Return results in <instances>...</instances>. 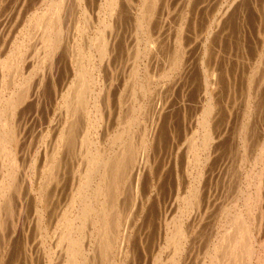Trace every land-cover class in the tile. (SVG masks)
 Listing matches in <instances>:
<instances>
[{"label": "rangeland", "instance_id": "1", "mask_svg": "<svg viewBox=\"0 0 264 264\" xmlns=\"http://www.w3.org/2000/svg\"><path fill=\"white\" fill-rule=\"evenodd\" d=\"M124 1L125 0H116L112 9L110 4L113 0H62V9H64L62 11V18L64 17L62 20L64 23L62 24L63 29L61 31L63 34L60 32V35L63 36L60 37L62 40L60 39L61 43L57 49L60 53H55V50V55L53 54L54 57L52 56L54 59L60 58L53 66H50L49 64H53L52 60L55 62L52 58L44 61L43 64L40 62L43 52L41 51V43L38 40L39 37H37V30L34 29L33 21L36 17L35 14L38 15V13L45 10L51 0H0V104H3V101H6V98H9L10 94L15 91L18 92L20 86H15L16 82L22 86L23 84L25 85V98L23 97L20 102L21 104L19 103L17 105L13 119L16 127L19 125L18 129H20L16 131V138L18 137L16 141L19 140L16 144L18 143L19 146L15 148L18 167L15 171L16 185L14 192H12L15 196L12 195L10 205H13V208L7 207V211L1 212H5L4 215L6 216L3 214L0 215V220L2 219L0 221V258L3 256L4 264L7 262V264H49L48 249H50V251L52 250V253L55 251L54 254L58 255L62 243L59 239L55 238H59L58 233L61 234L60 231H62L60 227L62 221H60L61 216L70 206L68 202L70 199L69 197H71L73 193L75 194V191L77 192L79 185L84 181L86 176V157L82 158L84 157L83 152L89 151L91 153L92 151L93 153V151L102 150L106 155L113 154V152L118 150V145H115L112 140L119 135L120 129H123L122 131L125 130L124 140L128 144H132L133 146L138 145V142H140L139 140H141L140 138L145 136L150 138L152 136L151 144L149 140L146 153V155H148L145 164H143V161V163L140 161V151H137V153L134 152L133 155L130 154V158L127 157L128 165H125L124 168L126 170L128 169L127 173L126 170L122 171L123 175L120 174L121 179H118L119 182L116 181L117 186L115 183V187L109 183V193L110 191L112 192L113 187L117 189L114 190L115 192H112L113 194L110 193L115 200L114 198L112 199L111 196V199L109 198V205L113 210L112 212L111 210L109 211V216H111L112 213L114 214L110 217V219L113 218L110 220V223L112 230L111 237L114 238L112 239L110 237L111 239L109 240H113V243L111 244V248L107 251L106 248L101 245V239L99 238L100 240H98L97 236L90 240V235L88 234V232H90L89 229V231L86 232L88 237L85 234V239L83 238L82 244L87 248V258L89 260L87 262L89 264H112L111 262H113V264H124L119 261V254L121 250L120 239L124 232V223H126V221L127 223L130 222L129 225L131 224L129 226L130 229H128L130 233L127 232L129 235L127 240L128 254L122 257V259L124 258L122 262L126 264H172V259L173 261L176 259L175 262L178 261L176 264H208L211 260L206 254L210 252L209 249L212 246L211 242H216L220 234L223 235L225 233L227 224L230 223L233 217L235 218L238 215H242V218L247 221L249 220L248 222L252 224L253 231H256L257 241L259 238L264 239V153L261 151V145L264 143V0H156L152 11L153 13L151 12L150 14L147 12L148 7H146L147 3L145 4V0H143L144 3L142 0ZM77 3L82 6L77 5ZM163 6L164 9L162 8ZM143 11L144 13H141ZM145 13L148 14V16H146ZM142 15H144L145 18H143L144 16L142 17ZM109 25H111V27H109ZM157 25H159L158 27L160 29ZM79 28L82 31H80ZM151 28L153 31L150 30ZM102 36L107 39L105 56L100 55L97 50L99 49L97 46L99 44V39H97V37L101 40ZM144 46L147 49H145ZM182 46L185 47L183 48ZM36 47L37 49H35ZM72 47H75V50L76 47L78 48L80 52L79 56H77L78 52L74 51ZM203 48L205 49L203 50ZM108 49H110L109 52ZM18 50L20 51L18 67L15 69L2 70V60H6L9 55L18 52ZM79 59L80 65L78 62ZM94 59L96 60L94 61ZM168 59L169 61H167ZM175 60H178L177 66L175 65L177 69L173 66ZM38 61L40 62L39 66L37 65ZM75 62H78L80 68H82L84 64L82 69L88 67L89 69L87 68V70H91L92 73L94 72L93 76L99 81L93 85L91 84V87H94L92 88V90H94L92 97L98 94L96 98L99 109L97 115L91 105L86 108V110L91 109L89 115L86 113V110L81 113V110H78L79 113L77 112L75 117L71 120L73 121V125L71 126L73 136L65 138L64 144L60 146L59 144L61 141L58 137L61 135V131L63 129L65 131L66 128V116L64 114L66 106L63 105V96L67 88H69V84L76 78L74 75V70L76 69L74 66ZM185 64L188 65V67H185ZM144 69L146 73L149 71L148 73L150 75L147 73L148 75L146 76ZM13 70L15 71L14 74H17V76L13 74ZM10 71L12 73H10ZM150 71L153 72L150 73ZM166 73H168L167 77L165 75ZM133 74L136 75L134 76ZM10 75L13 76V78ZM159 76L161 77L159 78ZM206 77L208 79L207 89H205L203 85L205 81L204 78L206 79ZM6 80H8V83ZM4 81L6 82L4 83ZM103 81L104 84H102ZM131 82L134 83L132 84ZM143 83L145 86H143ZM26 87L28 88L26 89ZM145 87L146 89L144 90L143 88ZM97 88L101 90L98 91L99 93L97 92ZM162 89H168L169 91H163ZM170 89H173L171 93ZM137 90L139 95L137 94ZM205 90H210L208 92L212 94V98H209ZM159 91H162V93ZM163 92H165V94ZM213 92L215 93L213 94ZM143 94L147 95L145 96ZM162 94L163 96L161 97L160 95ZM105 97L108 98V100ZM100 98L104 100L102 101ZM165 98L167 100H165ZM156 101L159 102L157 106H155L157 103ZM106 103L109 105H106ZM127 104H131L129 108ZM153 106L154 109H152ZM132 107L135 108V110ZM137 107L139 109H137ZM145 107L147 109L146 111H151L148 112L149 114L145 111ZM208 110L211 111L210 114H206ZM144 111L146 114H144ZM156 111L159 113L158 115ZM16 112H18V114ZM80 115L82 117H78ZM206 117L208 120H205ZM18 118L22 121L20 120L19 122ZM152 118L154 122H150ZM103 119L105 122H103ZM206 122L208 126L210 125L209 129H211L214 134L212 135L211 141L207 140L205 143L204 133ZM127 123H129V125H127ZM123 124L124 126H122ZM212 125L215 126L213 127ZM52 128L54 129L52 130ZM106 130L107 132L105 133ZM127 134L129 136L128 138ZM92 136L93 138H91ZM111 137L113 139H111ZM130 138H132L133 141ZM96 140L100 141L95 143ZM129 140L136 144L130 143ZM81 141L84 142L82 145V152L78 149ZM65 143H69V145ZM43 144L44 146H42ZM204 145L206 146L205 150L203 147ZM56 147L60 148L57 149ZM156 148L158 149L156 150ZM155 150L156 154L154 153ZM131 152L132 151H130V153ZM52 153L55 156H53L51 160ZM262 153L263 156L261 159ZM136 154H138V156ZM151 154L152 157H150ZM193 155L195 156V161L193 160ZM259 155L260 159L258 157ZM136 156L139 159H137ZM59 157H61V159ZM131 158L132 161H130ZM56 159H58V161ZM80 159H83L84 162ZM48 161H51L52 164L55 162V165H53V167L51 166L53 169L50 168L44 171L43 168L46 169V163ZM150 161L153 162L151 163ZM157 163H159V165ZM58 164H60V166ZM54 166L58 167L54 168ZM85 166L86 169L84 168ZM143 166L145 170L147 167L150 170L147 169L146 172L143 170L144 175L142 173V177L140 178V183L141 181H143V183H141L142 185L137 183L138 186L135 187L137 168H144ZM153 167L157 168H155L156 172H154ZM3 171L5 172L4 169ZM41 172L43 174H41ZM2 173L3 172L0 170L1 175H3ZM130 173L134 175L131 176L132 179L130 178ZM157 173L158 175H156ZM79 174L81 179H77L80 177ZM82 175H84V178ZM133 181L134 184H132ZM199 182L200 184H198ZM42 183L44 186L43 190H41L43 187ZM44 183L45 185L48 183V187L45 186ZM123 183H125V185ZM130 183L134 186L132 187ZM126 184H129L130 187ZM144 185L148 188L145 189ZM121 187L125 188V190ZM135 188H137V190H135ZM196 189L198 191L197 199L196 197L193 198L194 194L197 192L194 191ZM255 189H258L257 195L254 194ZM127 191L129 192L125 193ZM40 192L42 196H44L42 200L39 198L41 203L38 200ZM119 192L122 194H119ZM140 192H144L143 195ZM191 192L194 193L191 194ZM122 195H124V197ZM130 195L131 197H129ZM136 196L138 200L140 197L141 198L134 203ZM245 197L248 202H245ZM34 198L37 199L35 200ZM122 199L123 201L121 202ZM119 200L120 202H118ZM242 200L243 202H241ZM191 201L193 203H191ZM19 202H21V204ZM229 202L230 204L231 202H235L236 204L233 203L234 205L231 204V206L228 204ZM67 203H69V206H67ZM251 203L254 208L251 206ZM134 205L136 207H134ZM241 205H246L247 207L245 206V208ZM112 206L117 208H113ZM233 206L234 209L232 208ZM248 206H251L253 211L251 207L249 208ZM41 208H44V212ZM222 209H224L225 212ZM229 209L232 210L230 211ZM128 210L132 211L128 212ZM37 211L42 212L44 216L40 224H37V215H39ZM121 211L122 214L125 215H122ZM237 211H241L240 213L242 214ZM15 215L17 217H15ZM130 215H133V217L131 218ZM257 216H260V218H257ZM256 224L258 226H256ZM177 225H182L188 232V239L184 249L182 248L183 250H181L180 248L178 250L180 254H178V252H173L174 249L171 245L167 248L166 240L170 233L172 234L173 228L175 231ZM218 230L219 233H217ZM258 231L259 233H257ZM29 235L30 237H28ZM130 239L132 241H130ZM99 241L100 244H98ZM92 243L94 245H92ZM85 245L89 247V250ZM132 246H134V248H132ZM58 247L59 249H57ZM95 247H97V249H95ZM256 248L258 250H263V247L260 248L258 243L255 245V249ZM128 249L131 251L130 253ZM258 250L257 253L260 252ZM46 252L48 253L46 254ZM134 252L135 254H133ZM107 256L108 258H106ZM127 259H129V261ZM254 260V264H257L255 258Z\"/></svg>", "mask_w": 264, "mask_h": 264}, {"label": "bare ground", "instance_id": "2", "mask_svg": "<svg viewBox=\"0 0 264 264\" xmlns=\"http://www.w3.org/2000/svg\"><path fill=\"white\" fill-rule=\"evenodd\" d=\"M41 1V0H40ZM75 1V0H74ZM80 1V0H79ZM85 1V0H84ZM115 1L116 0H113V2H111V6H112V9H113V6L115 5ZM122 1V0H121ZM125 1H127V0H125ZM124 1V2H125ZM131 1V0H130ZM143 1V0H142ZM244 1V0H243ZM66 2V1H65ZM155 2H156V0H145V4L147 3V6L146 7H148V9H147V12H148V14H150L152 11H153V7H154V5H155ZM164 2V1H163ZM68 3V2H67ZM79 3V2H78ZM77 3V5H81V4H78ZM89 3V2H88ZM117 3H119V2H117ZM128 3V2H127ZM143 3H144V1H143ZM123 4H126V3H123ZM142 4V3H141ZM64 5V4H63ZM76 5V4H75ZM156 5H158V4H156ZM36 6V5H35ZM71 6V5H70ZM82 6V5H81ZM109 6V5H108ZM124 6V5H123ZM125 6H127V5H125ZM163 9H164V6L162 7ZM67 9V8H66ZM86 9V8H85ZM111 9V10H112ZM202 9V8H201ZM64 9H62V0H51V2H50V4H48L47 5V7H46V9L45 10H43V11H41V13H38V15L37 14H35L36 15V17H35V15H34V21H33V24H34V29L35 30H37L36 32H37V37H39V41H40V43H41V51L43 52L42 54H43V56H42V58H40V62L43 64V62L44 61H46V60H48L49 58H52V56H53V54H54V52H55V50H56V52L55 53H57L58 51H57V49L59 48V44L61 43L60 42V37L61 36H63V35H60V32L62 31V29H63V18H62V11H63ZM83 10V9H82ZM130 11V10H129ZM135 11H136V9H135ZM139 11V10H138ZM140 11H141V9H140ZM16 12V11H15ZM131 12V11H130ZM119 13H121V12H119ZM123 13V12H122ZM139 13V12H138ZM137 13V14H138ZM141 13H144V11L143 12H141ZM153 13V12H152ZM132 14V13H131ZM131 14H129V15H131ZM135 14V13H134ZM146 14V13H145ZM148 14H146V16H148ZM232 14V13H231ZM230 14V15H231ZM6 15V14H5ZM141 15V14H140ZM155 15V14H154ZM132 16V15H131ZM144 15H142V17H143ZM11 17V16H10ZM25 17V16H24ZM80 17V16H79ZM89 17V16H88ZM133 17V16H132ZM226 17H228V16H226ZM143 18H145V16L143 17ZM152 18H153V15H152ZM224 18V17H223ZM66 19V18H65ZM132 19V18H131ZM229 19V18H228ZM116 20V19H115ZM152 20V19H151ZM141 21H142V19H141ZM3 22V21H2ZM122 22V21H121ZM143 22H144V20H143ZM146 22V21H145ZM151 22V21H150ZM161 22V21H160ZM28 23V22H27ZM85 23V22H84ZM142 23V22H141ZM220 23V22H219ZM32 24V23H31ZM112 24V23H111ZM149 24V23H148ZM157 24V23H156ZM159 24V23H158ZM76 25V24H75ZM152 25V24H151ZM153 25H155V24H153ZM28 26V25H27ZM81 26V25H80ZM84 26V25H83ZM142 26V25H141ZM159 25H157V27H158ZM109 27H111V25H109ZM144 27V26H143ZM152 27V26H151ZM27 28V27H26ZM77 28H78V26H77ZM156 28V27H155ZM159 28V27H158ZM80 29V28H79ZM140 29V28H139ZM157 29V28H156ZM160 29V28H159ZM111 30V29H110ZM138 30V29H137ZM149 30V29H148ZM150 30H152V28L150 29ZM183 30V29H182ZM23 31V30H22ZM80 31H82L81 29H80ZM80 31H77L78 33L80 32ZM84 31V30H83ZM100 31V30H99ZM147 31V30H146ZM153 31V30H152ZM160 31V30H159ZM9 32V31H8ZM70 32V31H69ZM108 32V31H107ZM155 32V31H154ZM158 32V31H157ZM33 33H35V32H33ZM81 33V32H80ZM83 33V32H82ZM150 33V32H149ZM164 33V32H163ZM179 33V32H178ZM32 34V33H31ZM61 34H63L62 32H61ZM101 34H103V33H101ZM152 35V34H151ZM156 35V34H155ZM168 35V34H167ZM101 36V35H100ZM140 36V35H139ZM154 36V35H153ZM28 37V36H27ZM30 37V36H29ZM36 37V36H35ZM36 37V38H37ZM155 37V36H154ZM183 37V36H182ZM21 38V37H20ZM25 38V37H24ZM31 38V37H30ZM90 38V37H89ZM102 39L100 40V38H98L97 37V39H99V44L97 45L98 46V48L99 49H97L99 52L98 53H100V55H104L105 53H106V46H107V43H106V40L107 39H105L106 37H104V36H102L101 37ZM156 38V37H155ZM5 39V38H4ZM19 39V38H18ZM23 39V38H22ZM92 39H93V36H92ZM157 39V38H156ZM15 40V39H14ZM62 40V39H61ZM108 40H110V39H108ZM135 40H136V38H135ZM37 41V40H36ZM90 41H91V39H90ZM155 41V40H154ZM5 42V41H4ZM14 42V41H13ZM67 42V41H66ZM78 42V41H77ZM109 42V41H108ZM136 42V41H135ZM156 42V41H155ZM14 43H16V42H14ZM178 43V42H177ZM192 43V42H191ZM75 44V43H74ZM77 44V43H76ZM106 44V45H105ZM135 44V43H134ZM139 44V43H138ZM146 44V43H145ZM13 45V44H12ZM63 45V44H62ZM89 45H90V43H89ZM93 45V44H92ZM154 45H155V43H154ZM157 45V44H156ZM191 45V44H190ZM17 46V45H16ZM39 46V45H38ZM94 46V45H93ZM146 46V45H145ZM144 46V47H145ZM199 46V45H198ZM89 47V46H88ZM138 47V46H137ZM156 47V46H155ZM183 47V46H182ZM185 47V46H184ZM183 47V48H184ZM39 48V47H38ZM73 48V47H72ZM75 48V47H74ZM73 48V49H74ZM78 48H79V46H78ZM78 48L76 47V50L74 49V51H76V52H78V54H77V56H79L80 55V52H79V50H78ZM180 48V47H179ZM35 49H37V47L35 48ZM82 49H83V47H82ZM86 49H87V47H86ZM94 49H95V47H94ZM145 49H147L146 47H145ZM148 49H149V47H148ZM153 49V48H152ZM157 49V48H156ZM205 48H203V50H204ZM211 49V48H210ZM21 50V49H20ZM31 50V49H30ZM39 50V49H38ZM38 50H36V51H38ZM70 50V49H69ZM109 50L110 49H108V52H109ZM135 50H137V49H135ZM134 50V51H135ZM182 50V49H181ZM184 50V49H183ZM14 51V50H13ZM64 51V50H63ZM96 51V50H95ZM94 51V52H95ZM131 51V50H130ZM175 51V50H174ZM143 52H144V48H143ZM154 52V51H153ZM9 53V52H8ZM12 53V52H11ZM20 51L18 50V52H16V53H12L11 55H9V57H7L6 58V60L4 61V60H2L3 62H1V68H2V70H8V69H15L16 67H18V63H19V61H20ZM60 53V51L58 52V54ZM97 53V52H96ZM98 53H97V55H98ZM138 53H141V52H138ZM152 53V52H151ZM186 53V52H185ZM66 54V53H65ZM72 54H73V52H72ZM108 54V53H107ZM36 55V54H35ZM55 55V54H54ZM155 55V54H154ZM105 56V55H104ZM54 57V56H53ZM58 57V56H57ZM57 57H55V58H57ZM73 57H74V55H73ZM84 57V56H83ZM82 57V58H83ZM91 57V56H90ZM93 57V56H92ZM100 57V56H99ZM98 57V58H99ZM112 57V56H111ZM147 57V56H146ZM152 57V56H151ZM180 57V56H179ZM178 57V58H179ZM60 58V57H59ZM59 58L58 59H54V58H52V59H54L55 60V62L52 60V62H53V64L51 63V64H49L50 66H53L56 62H58V60H59ZM75 58V57H74ZM94 58V57H93ZM145 58V57H144ZM172 58V57H171ZM190 58V57H189ZM36 60V59H35ZM76 60V59H75ZM83 60V59H82ZM96 59H94V61H95ZM103 60V59H102ZM106 60H107V58H106ZM61 61V60H60ZM150 61V60H149ZM167 61H169V59L167 60ZM181 61V60H180ZM39 61H38V63H37V65L39 66L40 63ZM71 62H72V58H71ZM78 62H79V65H80V59L78 60ZM78 62H75L74 63V66L76 67V69L74 70L75 72H74V75H75V80H73V82L71 83V84H69V88H67V91H66V93L64 94V96H63V105H65L66 107V111H65V116H66V118H65V126H66V128H65V131H64V129L61 131V135H59V137H58V139H60V141H61V143L59 144L60 146H62L64 143V139L65 138H70V137H72L73 136V133H72V128H71V126L73 125V121H71L72 120V118H74L75 117V114L78 112V110H81L80 111V113L81 112H85V110H86V108H88L90 105H91V107L92 108H94V110L96 111V115H97V112H98V104H97V98H96V96L98 95H94V97H92V94H94V90H92V88H94V87H91V84L93 85L94 83H98L99 81H97V79H95V77L93 76V73L91 72V70H87V68L86 69H82L83 68V66H84V64H83V66H82V68H80L79 66H78ZM85 62V61H84ZM91 62V61H90ZM106 62V61H105ZM134 62H135V60H134ZM177 62H178V60H175L174 61V67H175V65L177 64ZM29 63V62H28ZM36 63V62H35ZM49 63V62H48ZM89 63V62H88ZM96 63V62H95ZM98 63V62H97ZM202 63V62H201ZM259 63H261V62H259ZM42 64H41V66H42ZM133 64V63H132ZM145 64V63H144ZM187 64V63H186ZM184 65L185 67H188V65ZM77 66H78V68H77ZM102 66V65H101ZM155 66V65H154ZM173 66H172V68H173ZM177 66V65H176ZM34 67V66H33ZM45 67V66H44ZM91 67V66H90ZM133 67V66H132ZM135 67V66H134ZM145 67H147V66H145ZM50 68V67H49ZM48 68V69H49ZM94 68V67H93ZM144 68V67H143ZM150 68V67H149ZM176 68V67H175ZM174 68V69H175ZM18 69V68H17ZM16 69V70H17ZM27 69V68H26ZM89 69V68H88ZM155 69V68H154ZM177 69V68H176ZM181 69V68H180ZM259 69V68H258ZM95 70V69H94ZM96 70H98V69H96ZM133 70V69H132ZM150 70V69H149ZM173 70V69H172ZM204 70V69H203ZM12 71V70H11ZM10 71V73H12ZM18 71V70H17ZM16 71V72H17ZM129 71H130V69H129ZM165 71V70H164ZM163 71V72H164ZM174 71V70H173ZM191 71V70H190ZM7 72V71H6ZM14 70H13V74H14ZM144 72L146 73V71H145V69H144ZM149 72V71H148ZM147 72V73H148ZM151 72H153V71H150V73ZM169 72V71H168ZM185 72V71H184ZM255 72V71H254ZM9 73V74H10ZM130 73V72H129ZM146 73V76L149 74H147ZM187 73V72H186ZM256 73V72H255ZM8 74V75H9ZM12 74V75H13ZM96 74V73H95ZM154 74V73H153ZM163 74V73H162ZM15 76H17V74H14ZM30 75V74H29ZM132 75V74H131ZM134 75V74H133ZM136 75V74H135ZM134 75V76H135ZM150 75V74H149ZM166 75V77L168 76V73H166L165 74ZM184 75H185V73H184ZM183 75V76H184ZM4 76V75H3ZM3 76H2V78H3ZM7 76V75H6ZM11 76V75H10ZM14 76V77H15ZM31 76V75H30ZM51 76V75H50ZM134 76H132V77H134ZM139 76V75H138ZM145 76V77H146ZM172 76V75H171ZM207 76V75H206ZM212 76V75H211ZM256 76H257V74H256ZM12 78H13V76H11ZM97 77V76H96ZM161 76H159V78H160ZM10 78V77H9ZM25 78V77H24ZM101 78H102V76H101ZM147 78V77H146ZM152 78V77H151ZM211 78V77H210ZM4 79V78H3ZM17 79V78H16ZM19 79V78H18ZM29 79V78H28ZM37 79V78H36ZM100 79V78H99ZM144 79V78H143ZM156 79V78H155ZM163 79H164V77H163ZM14 80V79H13ZM21 80V79H20ZM32 80V79H31ZM42 80V79H41ZM48 80V79H47ZM204 87H205V89H207L206 87L208 86V79H207V77H206V79L204 78ZM3 81V80H2ZM7 81V83H8V80H6ZM6 81H4V83L6 82ZM109 81V80H108ZM129 81V80H128ZM131 81H132V79H131ZM201 81V80H200ZM215 81V80H214ZM21 82H23V81H21ZM26 82V81H25ZM27 82H28V80H27ZM40 82V81H39ZM101 82V81H100ZM145 82H146V80H145ZM13 83V82H12ZM24 83V82H23ZM42 83V82H41ZM55 83V82H54ZM132 84L134 83V82H131ZM151 83V82H150ZM171 83V82H170ZM170 83H169V85H170ZM32 84V83H31ZM35 84V83H34ZM40 84V83H39ZM53 84V83H52ZM100 84V83H99ZM102 84H104V81H103V83ZM144 84V83H143ZM215 84V83H214ZM4 85V84H3ZM12 85V84H11ZM18 85L20 86L19 87V90H18V92H13L12 94H10V96H9V98H6V101H3V104H0V170L3 172L2 174L3 175H1L0 174V215L1 214H3L4 215V213H1L2 211H7L8 209H7V207L8 208H13L12 206H10L11 205V201H12V192H14V188H15V185H16V183H15V171L17 170V167H18V159H17V157H16V153H15V148H16V146H19L18 145V143L16 144V142H18V141H16V139L18 138H16V135H17V130H20V129H18V127H19V125H18V127H16V125H15V121L13 120L14 119V111H15V109H16V107H17V105L21 102V100L23 99V97H24V87H25V85L23 84V86L22 85H20V84H18L17 82L15 83V86H17L18 87ZM46 85V84H45ZM127 85V84H126ZM125 85V86H126ZM168 85V84H167ZM173 85V84H172ZM7 86V85H6ZM101 86V85H100ZM130 86V85H129ZM143 86H145V84L143 85ZM142 86V87H143ZM149 86H150V84H149ZM162 86V85H161ZM164 86V85H163ZM211 86V85H210ZM260 86V85H259ZM22 87V88H21ZM68 87V86H67ZM98 87V86H97ZM146 87H147V85H146ZM146 87L145 88H143L144 90L146 89ZM167 87V86H166ZM16 88V87H15ZM28 87H26V89H27ZM101 88V87H100ZM107 88V87H106ZM124 88V87H123ZM140 88V87H139ZM255 88V87H254ZM259 88V87H258ZM98 89V88H97ZM102 89H103V87H102ZM127 89V88H126ZM137 89V88H136ZM135 89V90H136ZM169 89V88H168ZM168 89H162L163 91L164 90H168ZM104 90V89H103ZM107 90V89H106ZM125 90V89H124ZM133 90V89H132ZM134 90V91H135ZM150 90V89H149ZM158 90H160V89H158ZM157 90V91H158ZM171 90H173V89H170V93H171ZM178 90V89H177ZM259 90V89H258ZM262 90V89H261ZM260 90V91H261ZM37 91V90H36ZM98 91H101L100 89H98L97 90V92ZM142 91V90H141ZM146 91H148V90H146ZM169 91V90H168ZM208 91H210V90H208ZM208 91H206L205 90V93H207L208 95H209V98H212V94L210 93V92H208ZM213 91V90H212ZM257 91V90H256ZM53 92V91H52ZM65 92V91H64ZM130 92V91H129ZM133 92V91H132ZM140 92V91H139ZM144 92V91H143ZM150 92V91H149ZM159 92H161L162 93V91H159ZM159 92H158V94H159ZM166 92V91H165ZM165 92H163L164 94H165ZM35 93V92H34ZM38 93V92H37ZM62 93V92H61ZM99 93V92H98ZM102 93V92H101ZM148 93V92H147ZM160 93V94H161ZM215 92H213V94H214ZM216 93H218V92H216ZM29 94V93H28ZM137 94H138V90H137ZM151 94V93H150ZM169 94V93H168ZM167 94V95H168ZM25 95H27V94H25ZM31 95V94H30ZM29 95V96H30ZM136 95V94H135ZM139 95V94H138ZM143 95H147V94H143ZM157 95V94H156ZM172 95V94H171ZM203 95H204V93H203ZM218 95V94H217ZM103 96V95H102ZM109 96V95H108ZM124 96V95H123ZM128 96H130V95H128ZM155 96V95H154ZM161 97L163 96V94L162 95H160ZM165 96V95H164ZM214 96V95H213ZM216 96V95H215ZM27 97V96H26ZM101 97V96H100ZM125 97V96H124ZM249 97V96H248ZM263 97V96H262ZM2 98V97H1ZM25 98V97H24ZM40 98V97H39ZM48 98V97H47ZM50 98V97H49ZM106 98V97H105ZM126 98V97H125ZM129 98V97H128ZM133 98V97H132ZM135 98V97H134ZM170 98V97H169ZM217 98V97H216ZM8 99V100H7ZM31 99H32V97H31ZM30 99V100H31ZM99 99V98H98ZM101 99V98H100ZM107 100H108V98H106ZM105 99V100H106ZM110 99V98H109ZM130 99V98H129ZM153 99H155V98H153ZM243 99V98H242ZM33 100V99H32ZM102 101L104 100L103 98L101 99ZM135 100V99H134ZM137 100V99H136ZM142 100V99H141ZM156 100V99H155ZM160 100H162V99H160ZM165 100H167L166 98H165ZM170 100H172V99H170ZM211 100V99H210ZM262 100V99H261ZM110 101V100H109ZM131 101V100H130ZM157 101H159V100H157ZM156 101V102H157ZM164 101V100H163ZM260 101V100H259ZM107 102V101H106ZM128 102V101H127ZM136 102V101H135ZM155 102V101H154ZM166 102V101H165ZM164 102V103H165ZM209 102V101H208ZM219 102V101H218ZM217 102V103H218ZM131 103V102H130ZM159 102H157L156 103V105L155 106H157V104H158ZM161 103H163V102H161ZM170 103V102H169ZM216 103V102H215ZM250 103V102H249ZM248 103V104H249ZM257 103H260V102H257ZM21 104V103H20ZM108 103H106V105H107ZM148 104V103H147ZM146 104V105H147ZM167 104V103H166ZM171 104V103H170ZM209 104V103H208ZM219 104V103H218ZM255 104V103H254ZM253 104V105H254ZM23 105V104H22ZM29 105V104H28ZM60 105V104H59ZM109 105V104H108ZM128 105V108H129V106L131 105V104H127ZM141 105V104H140ZM160 105V104H159ZM169 105V104H168ZM214 105H217V104H214ZM220 105V104H219ZM43 106V105H42ZM99 106H100V104H99ZM149 106V105H148ZM209 106V105H208ZM211 106V105H210ZM60 107H61V105H60ZM102 107V106H101ZM139 107V106H138ZM137 107V109H139ZM151 107V106H150ZM170 107V106H169ZM25 108V107H24ZM133 108V107H132ZM143 108V107H142ZM141 108V109H142ZM209 108H211V107H209ZM111 109V108H110ZM124 109V108H123ZM134 110H135V108H133ZM151 109V108H150ZM152 109H154V106H153V108ZM247 109V108H246ZM41 110V109H40ZM89 110V109H88ZM88 110H86V113L89 115V112H90V110L88 111ZM147 109H146V107H145V111H146ZM155 110H158V109H155ZM160 110V109H159ZM165 110V109H164ZM163 110V111H164ZM127 111V110H126ZM125 111V112H126ZM144 111V112H145ZM259 111V110H258ZM19 112V111H18ZM18 112H16L17 114H18ZM94 112V111H93ZM92 112V113H93ZM105 112V111H104ZM131 112V111H130ZM147 113L148 112H151L150 110L149 111H146ZM146 112L144 113V114H146ZM159 112V111H158ZM210 110H208V111H206V114L207 113H209L210 114ZM252 112V111H251ZM20 113H21V111H20ZM79 113V112H78ZM91 113V112H90ZM138 113V112H137ZM187 113V112H186ZM202 113V112H201ZM16 114V115H17ZM37 114V113H36ZM105 114V113H104ZM118 114V113H117ZM126 114V113H125ZM139 114V113H138ZM149 114V113H148ZM156 114L158 115L159 113H157V111H156ZM84 115H86V114H84ZM93 115H94V113H93ZM123 115V114H122ZM131 115V114H130ZM151 115V114H150ZM213 115V114H212ZM250 115V114H249ZM92 116V115H91ZM148 116V115H147ZM78 117H82L81 115L80 116H78ZM87 117V116H86ZM90 117V116H89ZM117 117V116H116ZM150 117H152V116H150ZM251 117V116H250ZM17 118V117H16ZM77 118V117H76ZM76 118H75V120H76ZM88 118V117H87ZM95 118V117H94ZM105 118H106V116H105ZM201 118V117H200ZM218 118V117H217ZM19 119V118H18ZM18 119H16V120H18ZM150 119V118H149ZM148 119V120H149ZM158 119V118H157ZM245 119V118H244ZM20 120L21 119H19L18 121L20 122ZM79 120V119H78ZM104 120V119H103ZM102 120V121H103ZM126 120V119H125ZM132 120V119H131ZM137 120V119H136ZM205 120H208V118L206 117V119ZM246 120V119H245ZM22 121V120H21ZM90 121V120H89ZM99 121V120H98ZM98 121H97V123H98ZM102 121H100V122H102ZM115 121V120H114ZM122 121V120H121ZM129 121H130V119H129ZM135 121V120H134ZM151 121H153L154 122V120H153V118H152V120H150V122ZM221 121V120H220ZM19 122H17V123H19ZM75 122V121H74ZM103 122H105V120L103 121ZM125 122V121H124ZM42 123V122H41ZM92 123V122H91ZM129 123H131V122H129ZM129 123H127V125H129ZM136 123V122H135ZM159 123V122H158ZM161 123V122H160ZM210 123V122H209ZM264 123V122H263ZM85 124V123H84ZM100 124V123H99ZM101 124H103V123H101ZM148 124H150V123H148ZM147 124V125H148ZM155 124V123H154ZM199 124H202V123H199ZM215 124H216V122H215ZM224 124V123H223ZM24 125V124H23ZM34 125V124H33ZM90 125H93V124H90ZM95 125V124H94ZM98 125V124H97ZM131 125V124H130ZM136 125V124H135ZM146 125V126H147ZM202 125H204V124H202ZM205 133H204V136H205V138H204V142L205 141H211V138H212V135L214 134V133H212V131H211V129H209V126H208V123L206 122L205 123ZM122 126H124V124L122 125ZM137 126V125H136ZM155 126V125H154ZM159 126V125H158ZM213 126V125H212ZM215 126V125H214ZM213 126V127H214ZM245 126V125H244ZM250 126V125H249ZM20 127H21V124H20ZM49 127V126H48ZM74 127V126H73ZM82 127V126H81ZM85 127V126H84ZM88 127V126H87ZM102 127V126H101ZM131 127V126H130ZM133 127V126H132ZM212 127V128H213ZM25 128V127H24ZM34 128V127H33ZM77 128V127H76ZM75 128V129H76ZM86 128V127H85ZM103 128V127H102ZM123 128V127H122ZM126 128V127H125ZM127 128H128V126H127ZM138 128V127H137ZM154 128V127H153ZM153 128H151V129H153ZM54 128H52V130H53ZM247 129V128H246ZM249 129V128H248ZM37 130H39V129H37ZM41 130V129H40ZM79 130V129H78ZM77 130V131H78ZM87 130V129H86ZM123 130V129H122ZM121 129H120V133H118L119 135H117L115 138H114V140H112V142L115 144V145H118V150H116L115 152H113V154H105L104 152H102V150H99V151H93V153H92V151H91V153L89 152V151H84L83 153H84V157H82V158H85L86 157V166H87V171H86V176H85V179H84V181H82V183L79 185V187H78V189H77V192L75 191V194L73 193V195H71V197H72V200H71V197H69L70 199H69V203H70V206H69V203H67L68 205L67 206H69V208L67 209V211L65 212H63V215L61 216V219H60V221H61V223H60V227L62 228V231H60L61 232V234H59L58 232V236H59V238H55V239H59V241L62 243V245H60V251L58 252V255H55L54 254V252L52 253V250L50 251V249H48V247H47V249H48V252H49V264H89L87 261H89L88 260V258H87V248H85L82 244H83V238L85 239V234H86V232H88L89 231V229H90V232H88V234L90 235V240L93 238V237H95L96 238V236L98 237V240H100L101 239V245H103V247L104 248H106V250L108 251L110 248H111V244L113 243L112 241H110L109 239H113L114 237H111V219H113V218H111L110 219V217L111 216H113L114 214L112 213V215L111 216H109V214H110V210H111V212L113 211L112 210V208H111V206L109 205V198H110V196H111V194L110 193H112V192H115L114 190H117V189H114V187H115V185H114V183L116 184V181L117 182H119V180L121 179L120 178V174H122L123 175V172L122 171H124V170H126V169H124L125 168V165H128V161H127V157H129V155L131 154V155H133L134 154V152H136L137 153V151L139 152V154L141 153V157H139V158H141V162L143 163V164H145L146 163V161H147V155H146V153H147V147H148V142H149V140H150V144H151V137L149 138L148 136L146 137H142V138H140L141 140H139L140 142H138V145H132V144H128L125 140H124V134H125V130L124 131H122ZM155 130H156V128H155ZM34 131V130H33ZM74 131V130H73ZM92 131V130H91ZM130 131V130H129ZM135 131V130H134ZM137 131V130H136ZM144 131V130H143ZM142 131V132H143ZM200 131V130H199ZM247 131V130H246ZM87 132V131H86ZM107 132V130L105 131V133ZM115 132H118V131H115ZM127 132H128V130H127ZM227 132V131H226ZM251 132V131H250ZM19 133V132H18ZM93 133V132H92ZM200 133V132H199ZM238 133V132H237ZM79 134V133H78ZM77 134V135H78ZM84 134H86V133H84ZM96 134V133H95ZM114 134V133H113ZM129 134V133H128ZM128 134H127V138L129 137L128 136ZM131 134V133H130ZM137 134H138V132H137ZM150 134V133H149ZM197 134V133H196ZM201 134V133H200ZM244 134V133H243ZM19 135V134H18ZM82 135V134H81ZM104 135V134H103ZM102 135V136H103ZM131 135H133V134H131ZM130 135V136H131ZM141 135H142V133H141ZM148 135V134H147ZM153 135V134H152ZM156 135V134H155ZM180 135V134H179ZM237 135V134H236ZM36 136V135H35ZM38 136V135H37ZM98 136V135H97ZM101 136V137H102ZM111 136H113V135H111ZM136 136V135H135ZM135 136H134V138H135ZM144 136V135H143ZM193 136V135H192ZM44 137V136H43ZM95 137H96V135H95ZM91 138H93V136L91 137ZM100 138V137H99ZM98 138V139H99ZM107 138V137H106ZM137 138H138V136H137ZM196 138V137H195ZM223 138V137H222ZM34 139V138H33ZM47 139V138H46ZM96 139V138H95ZM111 139H113L112 137H111ZM131 140H132V138H130ZM255 139V138H254ZM54 140V139H53ZM110 140V139H109ZM135 140V139H134ZM154 140V139H153ZM39 141V140H38ZM59 141V142H60ZM100 141V140H99ZM98 140H96V142L95 143H98L99 142ZM130 141V140H129ZM133 141V140H132ZM135 141H137V140H135ZM194 141V140H193ZM220 141V140H219ZM53 142V141H52ZM67 142V141H66ZM111 142V143H112ZM215 142H217V141H215ZM72 143V142H71ZM92 143H93V141H92ZM92 143H91V145H92ZM103 143V142H102ZM101 143V144H102ZM105 143V142H104ZM130 143H133V142H131L130 141ZM135 143V142H134ZM133 143V144H134ZM153 143V142H152ZM190 143V142H189ZM196 143V142H195ZM199 143V142H198ZM206 143V142H205ZM210 143V142H209ZM58 144V143H57ZM66 144V143H65ZM68 145H69V143H67ZM66 144V145H67ZM84 144V142H82L81 141V143H80V147L78 148L81 152H82V145ZM113 144V145H114ZM136 144V143H135ZM159 144V143H158ZM197 144V143H196ZM201 144V143H200ZM212 144V143H211ZM65 145V146H66ZM105 145V144H104ZM107 145V144H106ZM114 145V146H115ZM215 145V144H214ZM261 145V144H260ZM42 146H44V144L42 145ZM90 146V145H89ZM111 146H112V144H111ZM151 146V145H150ZM196 146V145H195ZM208 146V145H207ZM262 147V152L264 153V143L261 145ZM48 147V146H47ZM64 147V146H63ZM95 147V146H94ZM98 147V146H97ZM101 147V146H100ZM188 147V146H187ZM190 147V146H189ZM192 147V146H191ZM200 147V146H199ZM204 147V150H205V145L203 146ZM55 148V147H54ZM57 149H59L60 147H56ZM151 148V147H150ZM202 148V147H201ZM244 148V147H243ZM61 149H62V147H61ZM92 149V148H91ZM105 149V148H104ZM110 149V148H109ZM158 148H156V150H157ZM191 149V148H190ZM203 149V148H202ZM201 149V150H202ZM87 150H88V147H87ZM108 150V149H107ZM107 150H106V152H107ZM112 150V149H111ZM156 150L154 151V153L156 152ZM189 150V149H188ZM207 150V149H206ZM17 151V150H16ZM46 151V150H45ZM61 151V150H60ZM60 151H59V153H60ZM80 151H79V154H80ZM104 151V150H103ZM130 151H132L131 153H130ZM193 151V150H192ZM53 152H55V151H53ZM148 152H149V150H148ZM191 152V151H190ZM195 152H196V150H195ZM199 152H200V150H199ZM202 152V151H201ZM209 152V151H208ZM207 152V153H208ZM62 153V152H61ZM82 153V154H83ZM150 153V152H149ZM159 153V152H158ZM192 153V152H191ZM223 153V152H222ZM263 153H262V155H261V159H262V156H263ZM156 154V153H155ZM199 154V153H198ZM261 154V153H260ZM45 155V154H44ZM78 155V154H77ZM137 156H138V154H136ZM248 155V154H247ZM255 155V154H254ZM257 155V154H256ZM53 156H55L53 153H52V156H51V160L53 159ZM57 156H59V155H57ZM136 156V157H137ZM157 156H158V154H157ZM156 156V157H157ZM19 157V156H18ZM80 157V156H79ZM131 157H133V156H131ZM150 157H152V154L150 155ZM156 157H153V158H156ZM192 157V156H191ZM194 155H193V160H194ZM203 157V156H202ZM235 157V156H234ZM259 157V159H260V155L258 156ZM38 158H39V156H38ZM60 159H61V157H59ZM130 158V157H129ZM138 157H137V159H139ZM149 159V158H148ZM157 159V158H156ZM205 159V158H204ZM57 161H58V159H56ZM55 160V161H56ZM81 160V159H80ZM83 160V159H82ZM81 160V161H82ZM129 160V159H128ZM197 160V159H196ZM234 160V159H233ZM80 161V162H81ZM130 161H132V158L130 159ZM137 161V160H136ZM162 161V160H161ZM195 161V160H194ZM246 161V160H245ZM264 161V160H263ZM24 162V161H23ZM46 162V161H45ZM53 162V161H52ZM61 162V161H60ZM79 162V163H80ZM83 162H84V160H83ZM83 162H81V163H83ZM151 162V161H150ZM149 162V163H150ZM153 162V161H152ZM151 162V163H152ZM197 162H198V160H197ZM80 163V164H81ZM129 163H131V162H129ZM138 163V162H137ZM136 163V164H137ZM140 163V162H139ZM194 163V162H193ZM199 163V162H198ZM247 163V162H246ZM260 163V162H259ZM25 164H26V162H25ZM47 166H46V169L45 168H43L44 169V171H46V170H49L50 168H52L53 167V165H55V162L52 164L51 163V161H48L47 163ZM45 164V165H46ZM57 164V163H56ZM74 164V163H73ZM80 164H79V167H80ZM134 164V163H133ZM154 164V163H153ZM158 165H159V163H157ZM197 164V163H196ZM21 165V164H20ZM33 165V164H32ZM38 165V164H37ZM43 165V164H42ZM59 166H60V164H58ZM131 165V164H130ZM135 165V164H134ZM134 165H133V168H134ZM138 165V164H137ZM136 165V166H137ZM198 165V164H197ZM34 166V165H33ZM52 166V167H51ZM82 166V165H81ZM86 166L84 167L85 169H86ZM190 166V165H189ZM208 166H209V164H208ZM258 166H259V164H258ZM43 167V166H42ZM57 168L58 166H54V168ZM83 167V166H82ZM144 167V166H143ZM248 167V166H247ZM261 167V166H260ZM155 168L156 167H153V169H154V172H156L155 171ZM251 168V167H250ZM3 169L5 170V172L3 171ZM24 169V168H23ZM23 169H22V171H23ZM33 169V168H32ZM53 169V168H52ZM80 169V168H79ZM147 169H149L148 167L146 168V170ZM152 169V170H153ZM157 169V168H156ZM202 169V168H201ZM260 169V168H259ZM56 170V169H55ZM128 170V169H127ZM127 170H126V173H127ZM132 170V169H131ZM143 170H145V167L144 168H142V167H138L137 168V176H136V185H135V187L136 186H138L137 185V183H140V178L142 177V173L144 172ZM146 170H145V172H146ZM150 170V169H149ZM262 170V169H261ZM29 171V170H28ZM43 171V170H42ZM72 171V170H71ZM78 171H80V170H78ZM84 171V170H83ZM82 171V172H83ZM201 171V170H200ZM134 172V171H133ZM264 172V171H263ZM48 173V172H47ZM50 173V172H49ZM53 173V172H52ZM51 173V174H52ZM55 173V172H54ZM84 173H85V171H84ZM125 173V172H124ZM188 173H189V171H188ZM198 173V172H197ZM41 174H43L42 172H41ZM56 174V173H55ZM148 174H150V173H148ZM152 174V173H151ZM191 174V173H190ZM250 174V173H249ZM46 175V174H45ZM133 175V174H132ZM131 173H130V178H131ZM143 175H144V173H143ZM156 175H158V173L156 174ZM199 175V174H198ZM258 175V174H257ZM21 176V175H20ZM79 176H80V174H79ZM84 175H82V177H83ZM134 176V175H133ZM168 176V175H167ZM189 176V175H188ZM192 176V175H191ZM200 176V175H199ZM17 178V177H16ZM48 178V177H47ZM81 179V176L80 177H78L77 179ZM84 178V177H83ZM145 178V177H144ZM143 178V179H144ZM149 178V177H148ZM262 178V177H261ZM264 178V177H263ZM53 179V178H52ZM119 179V180H118ZM125 179V178H124ZM132 179V178H131ZM154 179V178H153ZM188 179V178H187ZM239 179V178H238ZM39 180H40V178H39ZM45 180V179H44ZM57 180H58V178H57ZM195 180V179H194ZM198 180V179H197ZM200 180V179H199ZM237 180V179H236ZM22 181V180H21ZM127 181V180H126ZM254 181V180H253ZM31 182V181H30ZM47 182V181H46ZM80 182V181H79ZM124 182V181H123ZM208 182V181H207ZM109 183H111V185H113L114 187H113V190H112V192L110 191V193H109V189H108V187H109ZM141 183H143V181H141ZM140 183V184H141ZM155 183V182H154ZM48 183H46V185H45V183H44V185L45 186H47L48 187V185H47ZM121 184V183H120ZM124 185H125V183H123ZM131 184V183H130ZM132 184H134V181L132 182ZM131 184V185H132ZM198 184H200V182L198 183ZM127 185V184H126ZM129 185V184H128ZM127 185V186H128ZM142 185V184H141ZM197 185V184H196ZM21 186V185H20ZM23 186V185H22ZM42 186H43V183H42ZM74 186V185H73ZM116 186H117V184H116ZM134 185H132V187H133ZM145 186V185H144ZM237 186V185H236ZM258 186V185H257ZM111 187V186H110ZM123 187V186H122ZM121 187V188H122ZM125 187V186H124ZM129 187H130V185H129ZM143 187V186H142ZM142 187H141V189H142ZM234 187V186H233ZM253 187H254V185H253ZM29 188V187H28ZM50 188V187H49ZM53 188V187H52ZM120 188V187H119ZM148 188V187H147ZM146 188V186H145V189H147ZM194 188V187H193ZM44 189V186L42 187V189L41 190H43ZM46 189V188H45ZM111 189V188H110ZM123 190H125V188H122ZM121 189V190H122ZM132 189V188H131ZM195 189V188H194ZM75 190V189H74ZM119 190V189H118ZM130 190V189H129ZM134 190V189H133ZM135 190H137V188H135ZM242 190V189H241ZM36 191V190H35ZM131 191V190H130ZM140 191V190H139ZM142 191H143V189H142ZM194 191H197V189L196 190H194ZM252 191V190H251ZM43 192V191H42ZM46 192V191H45ZM121 192V191H120ZM119 192V194H122V193H120ZM129 191H127V192H125V193H128ZM136 192V191H135ZM187 192V191H186ZM217 192V191H216ZM239 192V191H238ZM243 192V191H242ZM255 192V193H254ZM253 193L254 194H256L257 192H258V189L256 190L255 189V191H254ZM41 193V192H40ZM39 193V195H40V197H38V200L40 201V199L42 200V198L44 197V196H42V193L40 194ZM132 193H133V191H132ZM140 193H142V192H140ZM144 193V192H143ZM143 193H142V195H143ZM194 193V192H193ZM192 192H191V194H193ZM197 193H198V191L196 192V194H194V197L193 198H195L196 197V199H197ZM244 193H246V192H244ZM251 193V192H250ZM249 193V194H250ZM113 194V193H112ZM190 194V195H191ZM240 194H241V192H240ZM243 194V193H242ZM260 194V193H259ZM37 195V194H36ZM136 195V194H135ZM199 195H200V190H199ZM246 195H248V194H246ZM257 195V194H256ZM13 196H15V195H13ZM17 196V195H16ZM121 196V195H120ZM123 197H124V195H122ZM128 196V195H127ZM201 196H203V195H201ZM240 196V195H239ZM252 196V195H251ZM260 196V195H259ZM263 196V195H262ZM129 197H131V195L129 196ZM229 197V196H228ZM257 197V196H256ZM255 197V198H256ZM40 198V199H39ZM111 198L113 199L114 197H112L111 196ZM110 198V199H111ZM133 198V197H132ZM135 198V197H134ZM141 198V197H140ZM140 198H139V200H140ZM18 199V198H17ZM35 200L37 199V198H34ZM182 199V198H181ZM228 199V198H227ZM246 199V201L245 202H248L247 201V198L245 197L244 198V200ZM249 199H251V198H249ZM248 199V200H249ZM253 199V198H252ZM65 200V199H64ZM70 200H71V202H70ZM114 200H115V198H114ZM125 200V199H124ZM127 200V199H126ZM138 199H137V196H136V199L134 200V203H136V201H137ZM138 200V201H139ZM191 200V199H190ZM236 200V199H235ZM239 200V199H238ZM241 200V199H240ZM258 200V199H257ZM256 200V201H257ZM19 201V200H18ZM38 201V202H39ZM44 201V200H43ZM123 201V199L121 200V202ZM188 201V200H187ZM200 201V200H199ZM203 201V200H202ZM252 201V200H251ZM253 201H255V200H253ZM37 202V203H38ZM47 202V201H46ZM117 202V201H116ZM118 202H120V200L118 201ZM133 202V201H132ZM241 202H243V200L241 201ZM244 202V203H245ZM20 204H21V202H19ZM40 203H41V201H40ZM61 203V202H60ZM181 203V202H180ZM191 203H193L192 201H191ZM196 203V202H195ZM234 204H236L235 202H233ZM232 202H231V204H233ZM243 203V204H244ZM253 203V202H252ZM252 203H251V206H253L252 205ZM255 203H257V202H255ZM17 204V203H16ZM30 204H32V203H30ZM62 204V203H61ZM113 204V203H112ZM200 204V203H199ZM202 204V203H201ZM229 205H231L230 204V202L228 203ZM233 204V205H234ZM240 204V203H239ZM242 204V205H243ZM248 204V203H247ZM122 205V204H121ZM159 205V204H158ZM196 205V204H195ZM241 205V206H242ZM48 206V205H47ZM114 206H115V204H114ZM232 206V205H231ZM237 206H239V205H237ZM246 206V205H245ZM245 206H242V207H245ZM250 206V207H251ZM256 206V205H255ZM261 206V205H260ZM17 207V206H16ZM36 207V206H35ZM44 207V206H43ZM46 207V206H45ZM110 207V208H109ZM113 207V206H112ZM131 207H132V205H131ZM130 207V208H131ZM134 207H136L135 205H134ZM145 207V206H144ZM192 207V206H191ZM196 207H197V205H196ZM221 207V206H220ZM228 207V206H227ZM247 207V206H246ZM245 207V208H246ZM249 207V206H248ZM249 207V208H250ZM113 208H117V207H113ZM148 208V207H147ZM229 208V207H228ZM233 209H234V206L232 207ZM238 208V207H237ZM244 208V209H245ZM248 208V209H249ZM253 208H254V206H253ZM7 209V210H6ZM37 209H39V208H37ZM42 209V208H41ZM44 209V208H43ZM42 209V210H43ZM46 209V208H45ZM47 209H48V207H47ZM60 209V208H59ZM121 209H123V208H121ZM127 209V208H126ZM134 209V208H133ZM138 209V208H137ZM225 209V208H224ZM224 209H222L223 211H224ZM247 209V210H248ZM41 210V211H42ZM62 210V209H61ZM147 210V209H146ZM230 210V209H229ZM232 210V209H231ZM230 210V211H231ZM243 210V209H242ZM251 210L253 211V209H252V207H251ZM250 210V211H251ZM10 211H11V209H10ZM132 211V210H131ZM131 211H129L128 210V212H131ZM165 211V210H164ZM197 211V210H196ZM228 211V210H227ZM246 211V210H245ZM245 211H244V214H245ZM38 213H39V215H37L38 216V221H37V224H40V221H41V219H42V217H44L43 216V214H42V212H39V211H37ZM36 212V213H37ZM43 212H44V210H43ZM48 212V211H47ZM192 212V211H191ZM225 212V211H224ZM229 212V211H228ZM237 212H241V211H237ZM243 212V211H242ZM9 213V212H8ZM37 213V214H38ZM115 213V212H114ZM120 213V212H119ZM219 213V212H218ZM230 213V212H229ZM235 213V212H234ZM252 213V212H251ZM259 213V212H258ZM15 214V213H14ZM45 214V213H44ZM121 214H122V211H121ZM131 214V213H130ZM228 214V213H227ZM226 214V215H227ZM238 214V213H237ZM237 214H236V216H237ZM240 214H242V213H240ZM260 214V213H259ZM8 215V214H7ZM120 215V214H119ZM122 215H125V214H122ZM128 215V214H127ZM174 215V214H173ZM188 215V214H187ZM225 215V214H224ZM231 215V214H230ZM252 215V214H251ZM4 216H6V215H4ZM129 216V215H128ZM131 216V215H130ZM189 216V215H188ZM215 216V215H214ZM223 216V215H222ZM235 216V215H234ZM242 215H238L237 217H233L232 218V220L230 221V223H228L227 224V228H226V231H225V233L222 235V234H220V236H219V238L217 239V241L214 243L213 241L211 242V244H212V246L210 247V252L208 253V254H206L209 258H210V260H211V262L210 263H212V264H254V262L253 261H255L254 260V258L256 259V263L257 264H264V239H258V241L256 240V234H255V232L253 231V229H252V224L250 223V222H248L246 219H244V218H242L241 217ZM244 216H246V215H244ZM247 216H248V214H247ZM250 216V215H249ZM3 217V216H2ZM15 217H17L16 215H15ZM34 217V216H33ZM133 217V215L131 216V218ZM225 217V216H224ZM229 217V216H228ZM252 217V216H251ZM1 218V217H0ZM5 218V217H4ZM3 218V219H4ZM14 218V217H13ZM46 218V217H45ZM115 218V217H114ZM116 218H117V216H116ZM135 218V217H134ZM177 218V217H176ZM194 218V217H193ZM247 218V217H246ZM257 218H260V216L258 217L257 216ZM19 219V218H18ZM128 219V218H127ZM180 219V218H179ZM199 219V218H198ZM249 219V218H248ZM2 220V219H1ZM0 220V221H1ZM15 220V219H14ZM201 220V219H200ZM221 220V219H220ZM253 220H254V218H253ZM252 220V221H253ZM257 220H259V219H257ZM256 220V221H257ZM22 221V220H21ZM31 221V220H30ZM36 221V220H35ZM59 221V220H58ZM114 221H115V219H114ZM117 221V220H116ZM119 221V220H118ZM132 221H133V219H132ZM180 221V220H179ZM43 222V221H42ZM129 222V221H128ZM135 222V221H134ZM218 222V221H217ZM24 223V222H23ZM130 223V222H129ZM129 223H127V221H126V223H124L125 225H124V232H123V234H122V237H121V243H120V248H121V250H120V254H119V261L121 262V263H124V264H126L125 262H122V260H124V258L122 259V257L123 256H126V254H128L127 253V244H128V237H129V235L127 234V232H128V229H130L129 228V226L131 225H129ZM179 223V222H178ZM219 223V222H218ZM260 223V222H259ZM43 224V223H42ZM41 224V225H42ZM59 224V223H58ZM113 224V223H112ZM258 224V223H257ZM256 224V226H258ZM6 225V224H5ZM56 225V224H55ZM33 226V225H32ZM35 226V225H34ZM58 226V225H57ZM117 226V225H116ZM119 226H120V224H119ZM132 226H133V224H132ZM173 226V225H172ZM48 227V226H47ZM175 227V226H174ZM177 228H175V231H174V228H173V230H172V234L170 233V235L168 236V238L166 239L167 240V248H169L170 246L169 245H171L172 247H173V252H178V254H180V252L178 251L180 248H181V250H183L184 249V246H185V244H186V242H187V236H188V232L185 230V228L184 227H182V225H177L176 226ZM264 227V226H263ZM52 228V227H51ZM118 228V227H117ZM21 229V228H20ZM57 229V228H56ZM58 229H59V226H58ZM143 229V228H142ZM201 229V228H200ZM260 229V228H259ZM256 230V229H255ZM263 230H264V228H263ZM29 231V230H28ZM59 231V230H58ZM131 231V230H130ZM168 231V230H167ZM216 231V230H215ZM214 231V232H215ZM5 232V231H4ZM14 232V231H13ZM262 232V231H261ZM53 233V232H52ZM120 233H121V231H120ZM120 233H119V235H120ZM128 233H130V232H128ZM167 233V232H166ZM196 233V232H195ZM217 233H219V230H218V232ZM221 233V232H220ZM257 233H259V231L257 232ZM23 234V233H22ZM88 234H86V236L88 235ZM216 234V233H215ZM8 235V234H7ZM15 235V234H14ZM48 235V234H47ZM194 235V234H193ZM22 237V236H21ZM28 237H30V235L28 236ZM36 237V236H35ZM57 237V236H56ZM88 237V236H87ZM111 237V238H110ZM44 238V237H43ZM100 238V239H99ZM151 238V237H150ZM142 239V238H141ZM19 240V239H18ZM119 240V239H118ZM118 240H117V242H118ZM119 240V241H120ZM41 241V240H40ZM44 241H45V239H44ZM51 241V240H50ZM57 241V240H56ZM55 241V242H56ZM97 241V240H96ZM95 241V242H96ZM130 241H132L131 239H130ZM92 242V241H91ZM94 242V241H93ZM12 243V242H11ZM40 243V242H39ZM134 243V242H133ZM258 243V245H259V247L260 248H262L263 247V250L261 251L260 249L258 250L257 248V250L258 251H260L261 252V255H260V252L259 253H257V250L255 249V245ZM20 244V243H19ZM58 244V243H57ZM98 244H100V241L98 242ZM118 244V243H117ZM116 244V245H117ZM123 244H124V249H123ZM37 245V244H36ZM92 245H94L93 243H92ZM91 245V246H92ZM100 245V246H101ZM115 245V246H116ZM23 246V245H22ZM55 246H56V244H55ZM86 246V245H85ZM164 246V245H163ZM53 247V246H52ZM86 247H88V246H86ZM93 247V246H92ZM117 247V246H116ZM166 247V246H165ZM188 247V246H187ZM200 247V246H199ZM41 248V247H40ZM55 248V247H54ZM113 248V247H112ZM132 248H134V246H132ZM183 248V249H182ZM186 248V247H185ZM56 249V248H55ZM57 249H59V247L57 248ZM92 249V248H91ZM94 249V248H93ZM95 249H97V247H95ZM99 249V248H98ZM114 249H115V247H114ZM123 249V250H122ZM88 250H89V247H88ZM100 250V249H99ZM113 250V249H112ZM129 250V249H128ZM21 251V250H20ZM23 251V250H22ZM34 251V250H33ZM94 251V250H93ZM103 251V250H102ZM107 251H104V252H107ZM111 251V250H110ZM115 251V250H114ZM136 251V250H135ZM172 251V250H171ZM48 252H46V254L48 253ZM89 252H91V251H89ZM117 252V251H116ZM131 251L129 250V253H130ZM205 252V251H204ZM114 253V252H113ZM257 253V254H256ZM12 254V253H11ZM57 254V253H56ZM96 254V253H95ZM115 254H117V253H115ZM114 254V255H115ZM132 254V253H131ZM133 254H135V252L133 253ZM22 255V254H21ZM63 255V256H62ZM92 255V254H91ZM172 255H173V253H172ZM2 256V255H1ZM94 256V255H93ZM93 256H91V257H93ZM176 256V255H175ZM90 257V256H89ZM97 257V256H96ZM105 257V256H104ZM137 257V256H136ZM173 257V256H172ZM203 257V256H202ZM94 258V257H93ZM106 258H108V256L106 257ZM116 258V257H115ZM205 258H206V256H205ZM5 259V258H4ZM10 259V258H9ZM92 259V258H91ZM90 259V260H91ZM133 259V258H132ZM131 259V260H132ZM179 259V258H178ZM204 259V258H203ZM35 260V259H34ZM98 260H100V259H98ZM108 260V259H107ZM107 260H105V261H107ZM115 260V259H114ZM128 261H129V259H127ZM130 260V261H131ZM164 260H167V259H164ZM170 260V259H169ZM199 260V259H198ZM54 261H56V262H54ZM101 261H102V259H101ZM162 261V260H161ZM175 261H176V259H175ZM175 261H173V259H172V264H176L177 262H175ZM38 262V261H37ZM97 262V261H96ZM118 262V261H117ZM137 262V261H136ZM189 262V261H188ZM8 263V262H7ZM6 263V264H7ZM92 263V262H91ZM94 263H95V261H94ZM98 263V262H97ZM101 263V262H100ZM103 263V262H102ZM112 264H113V262H111ZM116 263V262H115ZM129 263V262H128ZM180 263V262H179ZM210 263H208V264H210ZM0 264H4V262H3V256L0 258ZM37 264V263H36ZM46 264H48V263H46ZM96 264V263H95ZM104 264V263H103ZM106 264H108V263H106ZM134 264V263H133ZM159 264V263H158ZM207 264V263H206Z\"/></svg>", "mask_w": 264, "mask_h": 264}]
</instances>
